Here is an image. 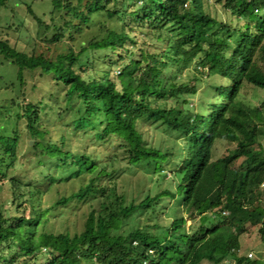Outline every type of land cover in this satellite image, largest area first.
I'll use <instances>...</instances> for the list:
<instances>
[{"label": "trees", "instance_id": "trees-1", "mask_svg": "<svg viewBox=\"0 0 264 264\" xmlns=\"http://www.w3.org/2000/svg\"><path fill=\"white\" fill-rule=\"evenodd\" d=\"M8 1L0 0V9H6ZM44 1L50 12L65 10L70 15L57 28L53 41L61 39L65 31L70 35L72 30H81L91 14L101 10L111 26L77 53L68 45L67 52L54 60L17 51L0 39V58L16 67L19 84L23 72L39 70L52 75L66 87V100L75 103L74 127L91 130L93 139L110 134L121 139V154H113L114 158L126 161L129 169L140 164L144 171L152 169L146 180L154 173L160 176V164L167 162L169 154L148 145L137 125L148 122L182 132L186 139L183 151L178 150L183 159L175 162V195L182 196L183 208L193 222L188 234L179 232L181 218L165 228L124 230L139 210L174 194L162 190L151 195V188L138 195V201L135 195L126 201L112 185L100 182L107 172L97 162L99 155L92 157L74 149L63 134L56 140H43V132L35 125L37 111L27 103L21 106L20 115L33 138L30 148L37 150V164L45 168L44 161L55 160L49 169L66 172L63 180L83 174L88 179L68 197H58L42 208L44 191L11 172L21 167L16 165L17 134L0 135V264L13 263L16 251L24 257L38 253L44 264H218L239 247L233 231L242 229L245 222L256 228L264 243V188H260L264 185V111L242 97L245 83L264 89V0H215L227 15L224 21L211 13L209 0H137L133 4L136 10L130 11L132 28L126 25V9L116 4L118 0ZM27 12L38 26L43 24L29 7ZM230 16L242 24L231 25L234 19ZM134 29L141 31L142 41H158L164 48L156 52L140 49L134 56L128 52L129 45L136 43ZM256 53L260 63L253 60ZM111 57L120 61L118 74L113 79L108 70L97 75L98 61ZM190 65L194 73L185 79ZM212 76L228 80L229 85H211ZM203 79L206 85L201 94H216L220 102L204 104L200 100L189 109L188 102ZM223 138L235 147L214 159L213 147ZM56 178L48 175L49 184ZM154 179L159 183V177ZM72 198L88 204L82 229L72 235L47 230L49 212ZM215 209L226 210L228 215L213 222L207 213ZM3 245L8 249L2 250ZM4 251L14 253L7 260ZM235 260L236 264H263L246 256Z\"/></svg>", "mask_w": 264, "mask_h": 264}, {"label": "rangeland", "instance_id": "rangeland-1", "mask_svg": "<svg viewBox=\"0 0 264 264\" xmlns=\"http://www.w3.org/2000/svg\"><path fill=\"white\" fill-rule=\"evenodd\" d=\"M67 1L71 4H75L76 2V0ZM135 2L137 3V0H118L116 2V4H123L126 9V15L123 19L128 28L134 26L131 23L132 17L130 16V11L136 10L133 6ZM209 2L213 4L211 13L221 21L226 20L227 15H225L224 11H221V7L216 1L209 0ZM112 6L113 3L110 2L109 8ZM28 7L42 19V25L38 26L32 19L31 15L27 12ZM124 8H122V11ZM136 14L140 15V13ZM69 17L70 15L65 10L50 12V7L44 0H9L8 7L0 9V39L7 41L17 51L34 56L42 55L44 58L54 60L56 55L67 52L68 45L73 49L74 53H77L80 47L86 45L90 39H99L105 27L111 26L105 16V11L101 10L91 14V20L82 25L81 30H72L70 35L67 33L68 31H65L61 39L53 41V36L58 32L57 28L64 26V22ZM230 19H234L230 21L231 25L237 24L240 26L242 24L241 20L236 21L232 16H230ZM73 23L76 24V20ZM134 30L136 43L128 47V52H131L134 56L139 54L140 49L151 48L156 52L164 48L165 44L158 41L152 42L150 39L142 41L143 36L141 31L139 29ZM262 44L264 46V38ZM96 54L102 57L104 52H96ZM254 59L261 60V57L256 53ZM118 63L120 61L112 57L105 61L101 59L98 61V66L96 67V72H99L97 75H102V70H108L110 77L113 79L118 74ZM75 69H77V66ZM189 70L191 72L184 73L185 79L194 73L192 72L194 66L190 65L188 67ZM15 74L16 67L11 66L0 58V135H11L12 131H15L17 134L16 165L21 164V167L17 166L11 172L13 171V176L18 178V180L26 184H32L44 191L41 198L42 208L51 206L58 197H68L71 193L77 191L80 186L87 182L88 176L83 174L79 177L63 180L66 172L49 169V165L56 164L55 160L50 161V164H48V161H44L42 165L45 168L37 164V150L30 148L33 144V138L26 128L25 118L20 115L22 113L21 106L27 103L32 104L33 108L37 111L38 117L35 125L38 130L43 132V140L48 138L56 140L59 134H63L67 143L73 142L72 147L74 149L77 147L79 151L88 153L92 157L99 155L97 162L107 172V175L100 182L105 183L107 186L112 185L117 193L122 194L126 198V201L130 200L129 197L133 195L137 197L136 201H138V195L142 196L147 189L151 188V195L162 190H170L173 194H176V179L173 178V173L177 169L176 160L179 158L183 159L182 152L181 156L178 154V150L182 149L183 151V147H185L186 136L182 132L165 128L163 125H152L148 122H140L137 125L138 131H140L144 141L148 145L152 147L159 146L169 154L167 162L160 164V176H156L154 173L151 175L152 179L146 180V176L152 169L144 171L143 164L129 169L125 163L126 161L114 158L113 154L116 153L119 156L121 154V150L119 151L118 149L121 139L111 134L107 138L93 139L91 130L74 127L71 117L73 116L72 111L74 110L75 103L74 101L69 102L66 100L64 95L66 87L55 82L52 75H44L39 70L23 72L22 83L19 84V81L15 78ZM202 82L199 84L196 96L192 97V101L188 102L189 109L192 108L190 107L191 104L195 106L196 102L200 100L204 104L207 101L220 102L216 94L211 93L207 97L201 94L200 91H203L206 85L204 79ZM209 82L211 85L214 82L220 85H229L228 80L217 78L216 76L209 78ZM242 97L251 105L256 107L261 106V109L264 111V89L253 88L252 85L245 86ZM262 125L264 126V123ZM261 144L264 146V138H261ZM233 147H235L233 142H230L226 138L220 139L213 147L212 157L218 159L225 154L226 150H230ZM0 157H2L1 149ZM6 158V156L3 157L5 161H7ZM48 175L61 179L56 178L55 182L50 185ZM154 177H159L157 179L158 181L160 180L159 183H154ZM141 180H143L144 184L139 185ZM260 188L263 189L264 187L260 186ZM5 191L7 192V190ZM180 200V195H165L160 202L152 204L151 208H142L137 214H134L133 221L129 222L124 230H129L130 228L131 230L144 229L150 231L156 225L166 227L176 213L184 216V213L181 212ZM88 210L86 202L77 201L75 198H72L66 204L54 207L49 212V221L46 228L54 233L68 231L72 235L74 232H79L82 229ZM191 223V220H187L186 224L179 229V232L188 234ZM233 233L238 238V256L248 255L249 253L254 256L251 259L260 258L264 262V244L256 228L246 225V227H243L239 231L234 230ZM1 249L7 250L8 247L3 245ZM12 253L14 252H5L7 260ZM15 253L17 255L11 264H44L45 262L44 257H41L38 253L25 257L21 256L17 251ZM226 259L224 262H227L230 258ZM5 264L10 263L6 261ZM220 264H223V262Z\"/></svg>", "mask_w": 264, "mask_h": 264}, {"label": "clouds", "instance_id": "clouds-1", "mask_svg": "<svg viewBox=\"0 0 264 264\" xmlns=\"http://www.w3.org/2000/svg\"><path fill=\"white\" fill-rule=\"evenodd\" d=\"M262 43H263V41H262ZM256 63H260V59H253ZM248 85H252V87L253 88H257L256 86H254L253 84H250V83H245L244 84V88H245V86H248ZM262 89V88H261ZM218 98V101H219V97H217ZM217 101V102H218ZM210 102V101H209ZM260 186H262V187H264V185L263 184H260ZM175 195V194H174ZM181 197V200H180V204H181V212H183L184 213V216L183 215H179V213H176L175 215H174V218L171 220V222L170 223H174L177 219H179V218H181L182 220H183V223H182V225H181V227L183 226V225H185L186 224V221L187 220H191L192 222H193V220L192 219H190L187 215H186V212H185V209L183 208V202H182V196H180ZM208 215H209V218L213 221V222H215V221H217L218 219H221V218H224V216H226V215H228V211H226V210H222V211H218V210H214V212L213 213H211V212H208L207 213ZM198 219V218H197ZM196 220V219H195ZM194 220V221H195ZM246 225H249V226H251L248 222H245L244 223V225H243V227H246ZM180 227V228H181ZM242 227V228H243ZM252 227H254V226H252ZM162 228H165V227H162ZM179 228V229H180ZM255 228V227H254ZM238 239V238H237ZM264 244V243H263ZM238 245H239V243H238ZM239 248V247H238ZM238 248H236L235 250H230L229 252L230 253H228L222 260H221V262H223V264H236V260H235V258L236 257H244V256H246L247 258H249V259H251V258H253L254 256H252L251 254H249L248 253V255H244V256H238L237 255V252H238ZM226 258H230L227 262H224L225 260H227ZM258 260H260L261 262L263 261V260H261L260 258L258 259ZM220 262V263H221ZM220 263H218V264H220ZM263 264H264V262H262Z\"/></svg>", "mask_w": 264, "mask_h": 264}]
</instances>
